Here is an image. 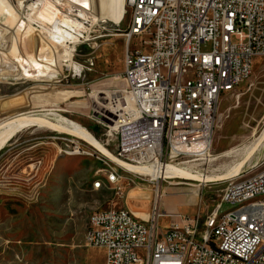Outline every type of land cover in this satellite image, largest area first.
<instances>
[{
  "label": "built area",
  "instance_id": "2783aa9c",
  "mask_svg": "<svg viewBox=\"0 0 264 264\" xmlns=\"http://www.w3.org/2000/svg\"><path fill=\"white\" fill-rule=\"evenodd\" d=\"M126 6L125 94L99 104L104 139L76 124L132 166L161 168L206 157L222 95L248 79L254 60L264 56V0H126ZM134 38L141 39L140 46H132ZM205 43L209 50H202ZM48 141L57 149L90 151L103 165L104 185L118 196L127 198L137 189L127 190L120 171L131 170L82 135L62 132ZM261 166L252 175L229 179L203 222L161 212L165 179L150 176L158 191L148 198V209L132 214H124L123 207L94 210L85 245L104 249V264H264V204L241 217L217 219L223 203L264 192V159ZM98 186L103 185H93ZM162 217L169 219L167 227L160 225Z\"/></svg>",
  "mask_w": 264,
  "mask_h": 264
},
{
  "label": "rangeland",
  "instance_id": "374dc122",
  "mask_svg": "<svg viewBox=\"0 0 264 264\" xmlns=\"http://www.w3.org/2000/svg\"><path fill=\"white\" fill-rule=\"evenodd\" d=\"M11 1L18 5V0ZM129 19L128 10L119 23L96 21L91 16L83 19L88 32L74 56L81 72L64 66L38 82L4 74L0 80V120L52 109L104 139V127L97 122L103 111L98 107L110 96L125 94L124 32ZM3 20L0 15V22ZM140 44V38L132 40V46ZM210 48V43L202 44V50ZM218 117L211 153L176 167L205 177L223 175L243 162L244 172L236 179L260 170L264 159V56L254 60L248 79L222 95ZM46 118L56 123L61 120L53 115ZM62 132L69 133L47 125L26 127L0 151V264H104L105 250L85 245L90 214L113 207L144 212L148 198L156 195L154 182L147 180L149 172L138 175L122 169L127 190L137 188L127 198L104 183L94 189V182H104L99 171L103 165L95 157L68 155L64 152L67 148L57 149L48 141ZM233 148L239 150L238 155L220 156ZM132 180L135 183L128 184ZM228 181L165 179L160 182L161 212L197 216L203 222L220 202ZM232 208L233 204L225 202L220 214ZM160 225L167 227L169 219L162 217Z\"/></svg>",
  "mask_w": 264,
  "mask_h": 264
},
{
  "label": "bare ground",
  "instance_id": "6f19581e",
  "mask_svg": "<svg viewBox=\"0 0 264 264\" xmlns=\"http://www.w3.org/2000/svg\"><path fill=\"white\" fill-rule=\"evenodd\" d=\"M68 12H77L78 15L73 17ZM126 13V0H36L33 3L18 0L17 6L11 0H0V15L5 18V21L0 22V80L4 74H10L15 78L20 77L38 82L40 77L53 76L60 72L64 66L81 72L82 66L74 60V56L77 46L85 42V39L82 38H86L85 33L88 32L83 19L91 16L96 21L119 23L123 21ZM106 97L102 100H106ZM127 104H130L129 100ZM44 111L42 113L40 111L20 113L0 120V151L23 128L47 125L71 134L82 135L112 162L138 175L149 172L148 174L153 179L161 176L164 179L180 177L184 180L194 179L210 182L236 178L244 172L241 171L243 162L234 165L223 175H207L205 177L192 175L189 171L180 169L171 163L163 165L161 168L151 165L132 166L119 160L111 150L91 138L87 133L81 132L83 130L72 120L52 109ZM49 115L56 116L61 120L56 123V120L54 122L46 118ZM261 137H264V129ZM238 151L236 148L228 149L220 156L229 157L239 153ZM64 152L71 156H90V151L85 150L67 149ZM99 171L103 172V168ZM103 183V180H98L93 185H103ZM198 186L197 184L196 187ZM100 187L98 186V188ZM263 204L264 192L248 195L233 203V208L229 211L223 214L218 211L217 219H227L228 216L241 217L245 214L246 209H254L255 206ZM123 211L124 214H132L127 208H123Z\"/></svg>",
  "mask_w": 264,
  "mask_h": 264
}]
</instances>
